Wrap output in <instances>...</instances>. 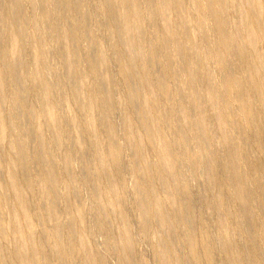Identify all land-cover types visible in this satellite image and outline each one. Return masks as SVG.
<instances>
[{
    "label": "bare ground",
    "instance_id": "6f19581e",
    "mask_svg": "<svg viewBox=\"0 0 264 264\" xmlns=\"http://www.w3.org/2000/svg\"><path fill=\"white\" fill-rule=\"evenodd\" d=\"M109 262L264 264V0H0V264Z\"/></svg>",
    "mask_w": 264,
    "mask_h": 264
},
{
    "label": "rangeland",
    "instance_id": "374dc122",
    "mask_svg": "<svg viewBox=\"0 0 264 264\" xmlns=\"http://www.w3.org/2000/svg\"><path fill=\"white\" fill-rule=\"evenodd\" d=\"M117 118H118V117L116 116V117H115V121H117ZM238 143L240 144V141H238ZM66 147H68V145H67ZM65 149H66V148H65ZM213 152H214V151H213ZM126 161H127V160H126ZM257 169H258V167H257ZM188 173H189L190 175H191L192 173H191L190 170H189L188 172L186 171V174L189 176V179H190L191 176H190ZM187 175H186V177L188 178ZM192 181H194V184H195V185L193 184ZM192 184H193V185H192ZM192 186H193L194 189L192 188ZM190 188L193 190V192H194V190H195V192H196L197 189H198V184H197V182H196L194 179H193V180H192V179L190 180ZM195 195H197V193H194V194H193V196H194L193 198H194V199L197 197V196H195ZM202 215L205 217V219H207V220H206V222H207V223H206V226L209 227V228H207V229L210 231V233H211L212 235H213V234L215 235V234H216V230H215V228L213 227L212 223H210L211 221H210L209 217L207 216L206 213H203ZM256 219H257V220L259 219L258 215H256ZM211 227H212V228H211ZM214 235H213V236H214ZM136 237H138V234H136ZM137 239H138V238H137ZM138 242H139V246H138L139 249L145 250L144 245L139 241V239H138ZM143 247H144V248H143ZM147 253H148V252L145 251L143 256H144L145 258L147 257V258L149 259L150 257H149V254H147ZM145 255H146V256H145ZM109 264H114V262H112V263L109 262Z\"/></svg>",
    "mask_w": 264,
    "mask_h": 264
}]
</instances>
